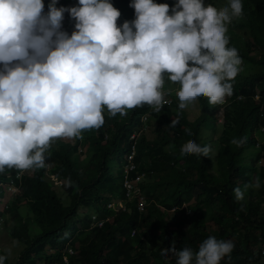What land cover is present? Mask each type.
Wrapping results in <instances>:
<instances>
[{
    "label": "trees",
    "instance_id": "trees-1",
    "mask_svg": "<svg viewBox=\"0 0 264 264\" xmlns=\"http://www.w3.org/2000/svg\"><path fill=\"white\" fill-rule=\"evenodd\" d=\"M132 2L109 0L121 13L117 27L135 20ZM153 2L169 5L171 15L177 0ZM229 2L225 0L223 7ZM49 3L51 0H43L44 15L49 11ZM241 3L242 15L233 17L226 25L229 30L225 35L232 39L241 37L242 46L234 42L227 46L236 48L240 58L245 52H256L255 64L262 66L264 0H241ZM55 6L67 9L79 5L78 0H56ZM74 25L75 20L65 11L60 31L71 36ZM231 28L234 31L230 33ZM240 72L238 68L237 75ZM236 77L238 85L226 81L232 86V95L225 97L229 102L212 105L206 97H198L200 111L193 120L187 119L185 111L179 108L178 90L173 93L164 86L159 109L145 104L126 110L125 115L111 116L105 107L104 124L100 128L84 130L79 137L58 139L56 144H50L44 153L43 168L23 171L5 168L0 173V197L2 184L13 183L17 192L0 209V226L10 238L21 243L11 264L60 263L68 248L74 247L75 254L68 264H177L178 253L185 248L192 250L194 261L199 246L209 237L233 244L232 251L220 264H264L261 253L264 244V66L260 73L242 76L239 81ZM165 94L169 101L165 100ZM220 108L221 123L217 124L216 112ZM173 120H178L175 126L171 125ZM151 124L154 127L149 128ZM202 126L217 132V136L203 140ZM186 129L192 134L188 135ZM244 137L247 140L242 146L231 143ZM188 141L209 146L208 157L182 154L181 148ZM131 145L134 167L128 176L144 173L138 185L146 203L137 211L134 203L138 195H134L125 210L112 209L108 206L111 201L125 200L124 166ZM211 161L215 165L213 172L208 168ZM54 178L62 181V186L54 183ZM257 182L258 189L253 186ZM58 188L66 193L68 202ZM235 188L243 191L242 199L236 198ZM167 199L171 202L167 203ZM24 205L31 210L30 217L20 215L19 207ZM160 206L165 209L160 210ZM173 207L184 216L183 224L187 223V227L167 218V212ZM90 208L107 217L102 226H92ZM188 210L192 213H187ZM10 212L12 215L7 218ZM29 221L40 231L30 234ZM206 222H211L215 230L205 231ZM5 223L12 226L4 227ZM87 229L92 236L85 241L83 235ZM75 237L79 239L78 244ZM170 247L175 253L162 254Z\"/></svg>",
    "mask_w": 264,
    "mask_h": 264
},
{
    "label": "clouds",
    "instance_id": "clouds-1",
    "mask_svg": "<svg viewBox=\"0 0 264 264\" xmlns=\"http://www.w3.org/2000/svg\"><path fill=\"white\" fill-rule=\"evenodd\" d=\"M55 5L51 0L44 15L43 0H0V173L43 168L53 140L100 128L105 107L111 116L145 104L159 109L165 74L180 85V109L198 97L216 105L232 95L226 81L236 77L241 59L225 34L232 18L242 15L241 0L220 10L203 0H177L171 15L167 4L133 0L136 18L121 27V13L109 0H78L79 6L67 9ZM65 11L75 20L71 36L60 31ZM246 140L231 143L242 146ZM209 152L194 141L181 148L182 154L201 157ZM233 191L243 198L240 188ZM232 249L230 241L209 237L194 261L185 248L177 264H220ZM167 253L175 249L162 254ZM5 259L0 256V264Z\"/></svg>",
    "mask_w": 264,
    "mask_h": 264
},
{
    "label": "rangeland",
    "instance_id": "rangeland-1",
    "mask_svg": "<svg viewBox=\"0 0 264 264\" xmlns=\"http://www.w3.org/2000/svg\"><path fill=\"white\" fill-rule=\"evenodd\" d=\"M203 3L205 6H208V5H212L214 7L217 8V10H220L223 8V3H225V0H203ZM232 29V28H231ZM230 29V33L233 32L234 30ZM229 30V29H228ZM228 38V37H227ZM228 41L229 43H232V44H236V46H242V39L241 37H237V38H234L232 39L231 37L228 38ZM234 42V43H233ZM256 55L257 53L252 51V52H245V56L242 54L240 58L241 59V64L238 65V68L241 69V72L239 75H237L236 77V80L239 81V78L242 77V76H248L250 75L251 73H256L259 71L262 72L263 70V66H264V63L262 64V66H259V64H255V58H256ZM233 83L236 82L235 81V78L231 80ZM237 85H238V82H236ZM167 87L169 90H171L173 93L177 90H179L180 88V85L177 84V83H173L171 82L168 77H167V74H165V77H164V85L163 87ZM162 90V89H161ZM164 95V94H163ZM178 98V97H177ZM255 98H258V95L255 96ZM165 100L169 101V98L167 96V94H165ZM199 98L196 99L192 104L188 105L186 108H184L183 110L185 111V114H186V117L187 119L189 120H193L194 118L197 117V115L199 114ZM229 100L228 99H225V102L222 104H226L228 103ZM221 109H218L216 114H217V124L221 123ZM217 124L215 126V128H217ZM154 127L152 124L151 126H149V128H152ZM263 130V128H262ZM147 129L145 130V132L147 133ZM202 135H201V138L203 140H208L209 138H214L217 136V132H213L210 128H203L202 126ZM149 136H151V134L147 133ZM201 139V140H202ZM58 139H55L51 142V144H56ZM256 149H259V145H256L255 146ZM214 149H212L211 152H213ZM261 163H263V160H261ZM214 162L211 161L209 163V170L211 172L215 171V168H214ZM143 176H144V173H143ZM143 176L140 177V181H143ZM149 180H154V177H149L148 178ZM54 182H56V180L52 179ZM138 182V183H139ZM1 187L3 188V194L2 196L0 197V209L4 206L5 202L13 195L17 192V190L14 188V187H11V186H8V184H2ZM137 189L140 191L141 193V200H140V203L142 206L145 205L146 202L145 201V197L143 195V192H142V189L141 187L137 184L136 185ZM148 191H151V189L147 188ZM58 190L61 192L63 198L65 201H67V197H66V193L63 192V190L61 188H58ZM144 191V189H143ZM133 197L131 196H126V191H125V200H115V201H111L110 203L113 205V206H116L117 203H122L123 206L127 207V203L129 201H131ZM68 202V201H67ZM66 202V203H67ZM167 203H170L171 202V199H167L166 200ZM192 202V201H191ZM190 202V203H191ZM136 203L137 201L134 203L135 207H136ZM110 207L112 209H116L114 207ZM119 208H122L119 206ZM118 208V209H119ZM91 209V210H90ZM90 212L89 214H92L90 215L91 217V220H92V226H102V223L101 221L107 219V217H103L102 213L96 211L94 208H90ZM123 209V208H122ZM165 208L164 207H161L160 206V210H164ZM83 210V207L80 206L79 207V211H82ZM124 210V209H123ZM177 209H175L174 207L170 209V211L167 212V218L169 220H171L172 222H178L180 224H182L183 227H187V223L186 224H183V219L185 220L184 216L178 214L176 212ZM138 211V210H137ZM141 211V210H140ZM19 213L21 216H25V217H30L31 216V210L26 206H21L19 207ZM187 213H192V211L188 210ZM12 215V212L10 213H7L6 214V217L7 218H10ZM206 226H205V231H208V230H215V226L211 223V222H206L205 223ZM4 227H11L12 225L8 224V223H5L3 224ZM85 227V226H84ZM39 227L33 222V221H29V233L30 234H35L37 232H39ZM86 234L83 235V239L85 241L89 240V238L92 236V233L90 230H86ZM132 236H133V230L131 232V236L130 238L132 239ZM75 240V243L78 244L77 240L79 241V239H77L76 237L74 238ZM21 244V243H19ZM19 244L16 242V240H14L13 238H10L6 232H5V229H2V227L0 226V256H5L6 259H5V264H11L14 260V257H15V253H16V250H18V246ZM77 247L79 245H76ZM73 250L75 251V247L73 248ZM2 253V254H1Z\"/></svg>",
    "mask_w": 264,
    "mask_h": 264
},
{
    "label": "built area",
    "instance_id": "built-area-1",
    "mask_svg": "<svg viewBox=\"0 0 264 264\" xmlns=\"http://www.w3.org/2000/svg\"><path fill=\"white\" fill-rule=\"evenodd\" d=\"M130 137H133V136L131 135ZM133 152H134V148H133V145H131L130 151H129L128 155L126 156L127 163L124 166L125 178H124V182H123V187L125 188L126 196L134 197V195H138L137 203H136V209L138 211H140L143 208V206L140 203L142 195H141L140 191L137 189L136 185L138 184L140 177L143 176V172L136 173L135 176L132 178H130L128 176L130 170L133 169V167H134V163L132 162ZM8 186L14 187L16 189V187L14 186L13 183H9ZM108 206L112 207L113 205L111 203H109ZM119 206L122 207L124 210L126 209V207L123 206L122 203H117V205L113 206V207L118 209ZM101 223H103V221H101ZM261 253L264 256V244H262ZM74 254H75V251L73 250V248H68V251L63 255L62 261L60 263H56V264H68L70 258Z\"/></svg>",
    "mask_w": 264,
    "mask_h": 264
}]
</instances>
